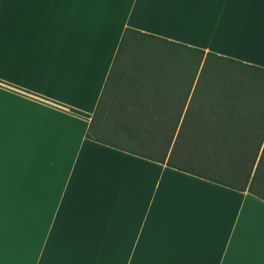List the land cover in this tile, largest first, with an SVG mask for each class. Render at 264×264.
Returning a JSON list of instances; mask_svg holds the SVG:
<instances>
[{
  "label": "crops",
  "instance_id": "obj_1",
  "mask_svg": "<svg viewBox=\"0 0 264 264\" xmlns=\"http://www.w3.org/2000/svg\"><path fill=\"white\" fill-rule=\"evenodd\" d=\"M242 10L253 51L224 41ZM125 29L264 68V0H0V214L30 232L14 264H264V200L86 137L110 91L170 115L187 88L109 84Z\"/></svg>",
  "mask_w": 264,
  "mask_h": 264
},
{
  "label": "trees",
  "instance_id": "obj_2",
  "mask_svg": "<svg viewBox=\"0 0 264 264\" xmlns=\"http://www.w3.org/2000/svg\"><path fill=\"white\" fill-rule=\"evenodd\" d=\"M194 54L192 65L183 60ZM164 70L188 84L170 115L148 97L114 103L110 91L100 97L86 137L102 142L105 132L122 133L132 144L163 154L103 143L264 200V68L125 29L107 82L146 84ZM128 91L142 93L136 87ZM109 120L116 130L106 127Z\"/></svg>",
  "mask_w": 264,
  "mask_h": 264
},
{
  "label": "rangeland",
  "instance_id": "obj_3",
  "mask_svg": "<svg viewBox=\"0 0 264 264\" xmlns=\"http://www.w3.org/2000/svg\"><path fill=\"white\" fill-rule=\"evenodd\" d=\"M247 12L245 10H242V17L240 23H242L240 26V33H233L232 28H229L228 30L224 31V41L227 47L230 49H234L237 51H253L254 48L257 46V39L255 36L248 32L250 29L246 30L245 26L247 24L243 25L244 18L246 17ZM249 25V24H248ZM252 31L255 29V24L253 22H250ZM244 27V28H243ZM246 30V32L244 31ZM162 44V43H160ZM159 44V45H160ZM161 46V45H160ZM155 54V52H154ZM198 55L194 54L193 59L188 56L187 59H185V55H183V60H186V62L191 63L196 61ZM115 75V69L112 72L110 81L114 78ZM106 127L110 130H116V127L112 124V120H109L108 123H106ZM118 130V129H117ZM119 130H121L119 128ZM105 138L110 140L113 144L117 146H124L129 147L133 150L139 151L141 153L150 154L156 157H161L163 154L162 150L157 149L156 151H152L148 148H144L143 146L139 144H132L130 142L127 135H124L122 133L116 132H108L103 133ZM127 136V138H126ZM176 161V160H175ZM180 162V161H178ZM27 221V217L23 215H1L0 214V264H14L15 257L21 256V252L23 249V245L18 248V245L26 243V237L30 232L23 229L24 223ZM19 229H14L18 228ZM258 245V246H256ZM254 246H256V250L251 252L249 254L250 258H256L260 263L264 261V252L261 250L263 247L259 246V244L254 243Z\"/></svg>",
  "mask_w": 264,
  "mask_h": 264
}]
</instances>
